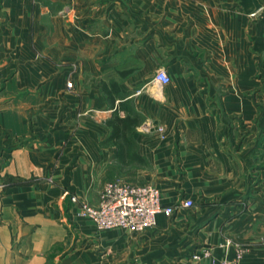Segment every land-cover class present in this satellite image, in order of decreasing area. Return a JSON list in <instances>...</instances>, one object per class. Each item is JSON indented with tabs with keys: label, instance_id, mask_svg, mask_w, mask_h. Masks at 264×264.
<instances>
[{
	"label": "crops",
	"instance_id": "0c3cea01",
	"mask_svg": "<svg viewBox=\"0 0 264 264\" xmlns=\"http://www.w3.org/2000/svg\"><path fill=\"white\" fill-rule=\"evenodd\" d=\"M53 1L0 0V264H264V0ZM129 164L194 206L98 228Z\"/></svg>",
	"mask_w": 264,
	"mask_h": 264
},
{
	"label": "built area",
	"instance_id": "2783aa9c",
	"mask_svg": "<svg viewBox=\"0 0 264 264\" xmlns=\"http://www.w3.org/2000/svg\"><path fill=\"white\" fill-rule=\"evenodd\" d=\"M170 79L165 68L158 69L153 77L161 85L168 83ZM67 85L71 87L73 83L68 81ZM70 200L78 206L81 215L91 218L100 229L126 228L133 231L155 226L161 213L171 215L194 204L192 199L184 198L177 204L165 205L156 184L122 181L106 182L97 204L77 195H72ZM205 254L209 255L210 251L207 250Z\"/></svg>",
	"mask_w": 264,
	"mask_h": 264
},
{
	"label": "trees",
	"instance_id": "16d2710c",
	"mask_svg": "<svg viewBox=\"0 0 264 264\" xmlns=\"http://www.w3.org/2000/svg\"><path fill=\"white\" fill-rule=\"evenodd\" d=\"M115 85V82L111 83ZM108 126L111 128V138L114 140L113 142L119 147V158L120 160H126L129 158L133 160L134 158H138L139 161H143L144 157L141 155H134V152H125V145L127 144L129 147L132 146V141L130 139V133L134 129L135 124L134 121L129 118V116L119 118L117 115L107 121Z\"/></svg>",
	"mask_w": 264,
	"mask_h": 264
},
{
	"label": "rangeland",
	"instance_id": "374dc122",
	"mask_svg": "<svg viewBox=\"0 0 264 264\" xmlns=\"http://www.w3.org/2000/svg\"><path fill=\"white\" fill-rule=\"evenodd\" d=\"M44 6L50 10V13L46 12L45 15L42 14V16H44V17H42V18H44L42 20L45 21V24H53L52 16H53V11H54V7H55L54 6V1L53 0H31L32 11L37 9V8L44 7ZM32 16H33V13H32ZM0 20L1 21H5L6 20V16L2 15V13H0ZM138 177H139V172H135L134 171V167L132 165H130V166H128V168H127V170L125 172H120V174H117L116 177H112L109 181H122V182H131V183H145V181H142ZM192 206H194V204Z\"/></svg>",
	"mask_w": 264,
	"mask_h": 264
}]
</instances>
